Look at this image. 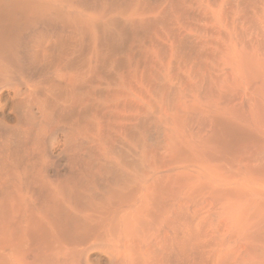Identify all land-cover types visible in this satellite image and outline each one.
<instances>
[{"label":"bare ground","instance_id":"1","mask_svg":"<svg viewBox=\"0 0 264 264\" xmlns=\"http://www.w3.org/2000/svg\"><path fill=\"white\" fill-rule=\"evenodd\" d=\"M0 264H264V0H0Z\"/></svg>","mask_w":264,"mask_h":264}]
</instances>
